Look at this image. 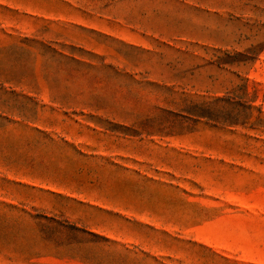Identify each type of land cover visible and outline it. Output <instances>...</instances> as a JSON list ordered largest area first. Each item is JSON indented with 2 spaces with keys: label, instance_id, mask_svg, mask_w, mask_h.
Segmentation results:
<instances>
[{
  "label": "rangeland",
  "instance_id": "obj_1",
  "mask_svg": "<svg viewBox=\"0 0 264 264\" xmlns=\"http://www.w3.org/2000/svg\"><path fill=\"white\" fill-rule=\"evenodd\" d=\"M0 264H264V0H0Z\"/></svg>",
  "mask_w": 264,
  "mask_h": 264
}]
</instances>
